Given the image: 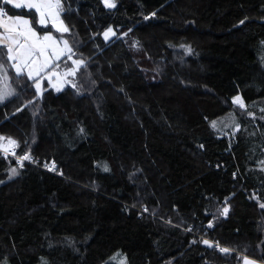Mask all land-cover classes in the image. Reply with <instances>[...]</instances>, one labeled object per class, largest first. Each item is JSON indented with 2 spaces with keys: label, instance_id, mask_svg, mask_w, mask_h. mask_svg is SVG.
<instances>
[{
  "label": "trees",
  "instance_id": "obj_1",
  "mask_svg": "<svg viewBox=\"0 0 264 264\" xmlns=\"http://www.w3.org/2000/svg\"><path fill=\"white\" fill-rule=\"evenodd\" d=\"M115 1L61 0V91L7 67L0 264H264V0Z\"/></svg>",
  "mask_w": 264,
  "mask_h": 264
},
{
  "label": "snow or ice",
  "instance_id": "obj_2",
  "mask_svg": "<svg viewBox=\"0 0 264 264\" xmlns=\"http://www.w3.org/2000/svg\"><path fill=\"white\" fill-rule=\"evenodd\" d=\"M2 2L4 5H11L15 9L34 10L38 16L36 22L43 28H47L50 23L57 32H69V28L60 19V13L63 11L61 0H2ZM103 3L106 8L116 6L114 0H103ZM0 29H2L0 31V103L15 95L14 90L8 84V66L15 70L17 77L24 75L26 70L28 79L35 81L37 95L40 94L41 88L40 81L36 80V77L41 76L42 73H47L50 83L52 76H56L59 80V74L54 70L56 67L54 61L59 60L66 52H72L67 40L61 41L54 38L50 32L39 35L30 19L24 18L22 15H8L3 7H0ZM103 35L107 40L110 35H115V33L112 32V29H108ZM61 44H63V48L60 47ZM73 63L76 67L65 75H75L84 62L75 60ZM49 69L52 71L49 72ZM53 86L56 87L57 91H60L62 87V85ZM233 103L239 104L241 108L245 107L239 96L234 98ZM212 126L215 127V122ZM4 140L5 137L0 136V142ZM16 146V141L8 138L6 144L0 143V152L15 154L12 150ZM19 160H30V156L24 155ZM52 168L54 165L49 170ZM107 170L105 167V171ZM12 175H16L15 168L12 169ZM260 206L264 208V203ZM227 212L228 208L225 207L223 214L226 215ZM203 243L213 247L207 240ZM216 247L223 254L231 252L230 249L222 248L218 244ZM244 264H254V261L245 257Z\"/></svg>",
  "mask_w": 264,
  "mask_h": 264
},
{
  "label": "rangeland",
  "instance_id": "obj_3",
  "mask_svg": "<svg viewBox=\"0 0 264 264\" xmlns=\"http://www.w3.org/2000/svg\"><path fill=\"white\" fill-rule=\"evenodd\" d=\"M114 2H115V5H117L116 4V1L114 0ZM0 3H1V6L0 7H3V2H2V0H0ZM102 3H103V0H102ZM103 5H104V3H103ZM9 6H11V5H9ZM116 7V6H115ZM114 7V8H115ZM114 8H107V9H114ZM26 10H28V9H26ZM28 11H32L31 12V14H32V16H23L24 18H28V19H30L31 21H32V23H33V27H35L36 28V30H37V32H38V34L39 35H43V34H45V33H51L52 35H53V37L54 38H57V39H59V40H66L64 37H62V34L63 33H60V32H57L54 28H52V26H51V24L49 23V25H48V27L47 28H43V27H41L36 21L38 20V16H37V14L35 13V11L34 10H28ZM8 14V13H7ZM8 15H10V14H8ZM60 19H61V13H60ZM62 20V19H61ZM39 29H41V31L39 30ZM108 29H112V32L113 33H115V30L112 28V27H110V28H108ZM107 29V30H108ZM106 30V31H107ZM0 31H2V29H0ZM105 32V31H104ZM104 32H103V34H104ZM102 34V37H103V39L104 40H106L105 38H104V35ZM114 35H110V37H109V39H111L112 37H113ZM109 39H107V40H109ZM69 45V44H68ZM60 47L61 48H63V44H61L60 45ZM69 47H70V45H69ZM71 48V47H70ZM69 57H71V58H69ZM62 60H68L69 61V64H67L66 66H64V67H58L60 64V61H62ZM76 59H74L73 57H72V52L71 53H65V55H63L59 60H56V61H54V65H56V67L54 68V70H55V72H57L58 74H59V80H58V78L56 77V76H52L51 77V83L49 82V78H48V76H47V73H42L41 74V76H39V77H36V80H39L40 81V88H41V91H40V94L38 95V96H40L41 95V93H42V90L44 89V86H45V83H48L49 84V86L54 90V91H56V92H59V91H57L56 90V87H54L53 85H62V87H61V90L63 89V88H65L66 86H68V85H70L71 83H70V77L72 76V75H65V73H67V72H70L73 68H75L76 67V65L73 63V61H75ZM264 61V60H263ZM49 72L50 71H52V69H49L48 70ZM78 71V70H77ZM76 71V72H77ZM25 75L27 76V74H26V70H25ZM35 82V81H34ZM34 88H35V91H36V87H35V85H34ZM60 90V91H61ZM36 93H37V91H36ZM240 97V96H239ZM241 98V97H240ZM234 100V99H233ZM242 100V99H241ZM235 105H237V106H239L240 107V105L239 104H235ZM4 153V152H3ZM4 154H7V153H4ZM250 260V259H249ZM251 261H253V260H251ZM241 264H244V260L241 262ZM254 264H261V263H259V262H255L254 261Z\"/></svg>",
  "mask_w": 264,
  "mask_h": 264
},
{
  "label": "built area",
  "instance_id": "obj_4",
  "mask_svg": "<svg viewBox=\"0 0 264 264\" xmlns=\"http://www.w3.org/2000/svg\"><path fill=\"white\" fill-rule=\"evenodd\" d=\"M7 154H11V153H7ZM24 156V155H23ZM26 160H24V161H20L19 160V158H18V161H17V164H18V166L20 167V168H22L23 167V165H24V162H25ZM53 165H50V166H47L46 167V169H48V171H51L52 172V170H53V168H52V170H49V168L50 167H52ZM212 245H214V246H216L217 245V243H215V242H210ZM219 245V244H218ZM220 246V245H219ZM221 247V246H220ZM223 248V247H222ZM217 250H218V248H217ZM219 251V250H218ZM220 252V251H219ZM221 253V252H220Z\"/></svg>",
  "mask_w": 264,
  "mask_h": 264
}]
</instances>
